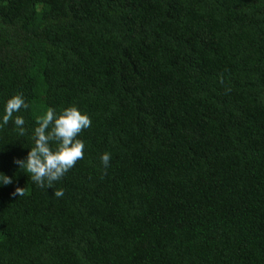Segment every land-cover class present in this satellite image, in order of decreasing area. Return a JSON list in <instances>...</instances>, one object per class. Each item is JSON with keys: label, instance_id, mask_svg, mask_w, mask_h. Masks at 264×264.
<instances>
[{"label": "trees", "instance_id": "1", "mask_svg": "<svg viewBox=\"0 0 264 264\" xmlns=\"http://www.w3.org/2000/svg\"><path fill=\"white\" fill-rule=\"evenodd\" d=\"M17 94L0 264H264V0H0V123ZM72 106L84 158L40 188L14 160Z\"/></svg>", "mask_w": 264, "mask_h": 264}, {"label": "clouds", "instance_id": "2", "mask_svg": "<svg viewBox=\"0 0 264 264\" xmlns=\"http://www.w3.org/2000/svg\"><path fill=\"white\" fill-rule=\"evenodd\" d=\"M22 94L12 96L6 103L2 123L3 127L13 120V114L21 109H28ZM34 129V147L28 151L25 159H16L14 163L19 169H24L31 174V180L40 188L51 189L55 182L60 181L64 175L84 158L85 144L78 139L82 131L91 126V119L87 114H82L75 106L64 109L57 114L55 109L48 108L46 113L36 121ZM14 124L19 135L26 134L25 120L22 116H15ZM56 148H52V144ZM111 154L104 153L101 162L105 169L110 164ZM13 179L0 172V186H8ZM25 194V188L16 187L11 193L13 197ZM54 196L62 198L64 190H56Z\"/></svg>", "mask_w": 264, "mask_h": 264}]
</instances>
